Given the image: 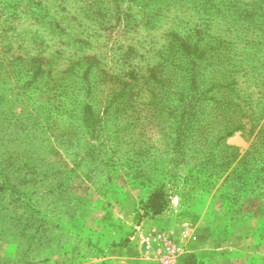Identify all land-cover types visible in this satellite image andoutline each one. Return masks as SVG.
<instances>
[{
    "label": "rangeland",
    "instance_id": "374dc122",
    "mask_svg": "<svg viewBox=\"0 0 264 264\" xmlns=\"http://www.w3.org/2000/svg\"><path fill=\"white\" fill-rule=\"evenodd\" d=\"M209 87L239 129L187 182ZM262 165L264 0H0V264H264Z\"/></svg>",
    "mask_w": 264,
    "mask_h": 264
},
{
    "label": "trees",
    "instance_id": "16d2710c",
    "mask_svg": "<svg viewBox=\"0 0 264 264\" xmlns=\"http://www.w3.org/2000/svg\"><path fill=\"white\" fill-rule=\"evenodd\" d=\"M167 90L166 93L168 95L166 97L159 96L155 98L154 119L156 117L158 118V112L165 113L167 108L177 103L179 96L183 95V92L175 94L172 86L168 87ZM195 95L192 97L193 104L188 111L182 112L180 115L169 113L171 114V118H173L171 120L174 127L169 134V138L172 139L171 142L173 143L171 144L170 150L167 151V154L175 155L173 163H180L181 171L185 174L187 182H190L199 174V170L195 167H190L187 157H198L201 160L207 159L210 160L209 163L211 161L216 162L219 158L216 153L212 152H215L218 145L224 142L225 137L239 129V126L230 125L227 119H223L225 115L215 114L216 105L220 103L221 99L212 93V87L206 90L203 89L199 95L197 93ZM206 146L207 149H205ZM205 150L207 152H203ZM228 154V152L226 154L223 152L220 155L226 156L227 158ZM226 163L227 159L222 165ZM232 170L235 171V169ZM224 171L223 169L218 173L211 171L210 174H216L220 178L224 174ZM203 172H206V170H203ZM255 173H258L263 179L264 166L256 167L253 174ZM258 188L254 192L263 193V187L260 185Z\"/></svg>",
    "mask_w": 264,
    "mask_h": 264
},
{
    "label": "crops",
    "instance_id": "0c3cea01",
    "mask_svg": "<svg viewBox=\"0 0 264 264\" xmlns=\"http://www.w3.org/2000/svg\"><path fill=\"white\" fill-rule=\"evenodd\" d=\"M120 250H122V248H117V247H115V246H110L108 249H107V254L108 255H111V254H114L115 252V254H118L117 252L118 251H120ZM106 252V251H105Z\"/></svg>",
    "mask_w": 264,
    "mask_h": 264
}]
</instances>
